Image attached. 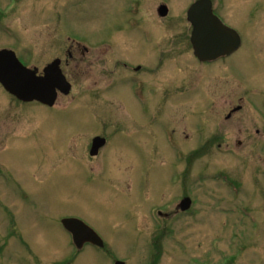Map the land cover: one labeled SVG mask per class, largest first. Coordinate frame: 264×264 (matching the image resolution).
<instances>
[{
  "label": "rangeland",
  "instance_id": "obj_1",
  "mask_svg": "<svg viewBox=\"0 0 264 264\" xmlns=\"http://www.w3.org/2000/svg\"><path fill=\"white\" fill-rule=\"evenodd\" d=\"M193 1H141L157 36L145 54L167 58L158 70L139 62L151 111L132 98L136 76L121 63L144 55L125 48L144 46L127 32L131 0H0V49L30 68L66 62L68 37L89 50L65 65L72 88L52 108L19 103L0 86V264H113L107 251L127 264H264V0H213L243 46L210 65L190 43ZM97 136L110 140L92 157ZM186 195L191 212H177ZM62 218L86 221L107 251L74 252Z\"/></svg>",
  "mask_w": 264,
  "mask_h": 264
},
{
  "label": "water",
  "instance_id": "obj_2",
  "mask_svg": "<svg viewBox=\"0 0 264 264\" xmlns=\"http://www.w3.org/2000/svg\"><path fill=\"white\" fill-rule=\"evenodd\" d=\"M193 44L197 57L202 61L215 60L230 56L241 46L238 33L221 24L210 11L205 19L195 26ZM44 76H38L36 71L26 70L10 51H0V81L5 88L19 100L24 102L39 101L48 106H54L58 99V91L68 95L71 86L62 74L60 61H55L44 71ZM92 155H96L103 145V140L94 141ZM190 207V200L183 201L181 208L185 211ZM64 226L74 234V240L79 249L86 242L103 247L102 239L86 224L78 219H66ZM78 232H84L78 235ZM117 264H124L118 262Z\"/></svg>",
  "mask_w": 264,
  "mask_h": 264
},
{
  "label": "flooded vegetation",
  "instance_id": "obj_3",
  "mask_svg": "<svg viewBox=\"0 0 264 264\" xmlns=\"http://www.w3.org/2000/svg\"><path fill=\"white\" fill-rule=\"evenodd\" d=\"M141 1L142 0H131V2L129 3V7H128V9H126L125 10V12H126V14H127V17H126V19H127V22H126V28H127V32L129 31L130 32V34L131 35H133V37H134V41H135V43L136 44H138V43H141L142 41L144 42V46L143 45H141V46H134V45H131V46H129V47H125V48H127V49H129V48H134V49H137V50H140L144 55L142 56V57H140V59L138 60V61H130L129 60V62L127 61V60H121V63H122V66H123V68L127 71V73L130 75L129 77H130V79L131 78H133L134 76H136V79H134L133 80V89H132V98H134L136 101H138L137 103H139V105L141 104L142 106H144L145 107V105H149L148 103H150V105H151V107H150V110L152 111V110H154L153 109V101H154V97H152V95H150V99L147 101V98H146V90H147V88L148 87H150V85H147V83L146 82H144L142 79H138L137 78V76H139L138 75V73H146V71H145V69L147 70V68H146V66L143 64V63H139L140 62V60L141 59H143V58H145V60H148L147 62L149 63V62H151L150 63V65L152 64H154L153 66H155L154 67V69L156 68V70H158V69H160L163 65H165V62L167 61V58L165 57L166 55L165 54H156V57L155 56H150L149 54L148 55H146L145 54V52L147 51V45H149V46H155L156 44H157V36H156V32L155 31H152L151 29H148V26L144 23V21H143V18H142V15H143V13H144V9H143V6H142V4H141ZM205 2L206 3V5H204V6H201L200 7V10L198 11V13L196 14V15H194V17H193V19H194V22H195V19H197V20H199L200 22L204 19V12H205V10L207 9V8H209V10H211L217 17H218V19H220L224 24H226L223 20H222V18L219 16V13H217V10H216V8H215V5H214V2H213V0H195V1H193V2H191V3H189L188 4V6L186 7V21H187V23H188V25L190 26V28H191V30H190V32H191V37H190V43H191V46H192V34H193V32H194V30H195V26H194V24H193V22L192 21H189V15H188V13H189V11L188 10H190L194 5H196L197 4V2L199 3V2ZM170 8H169V6H167V5H164V4H162V5H160L159 7H158V9H157V13H158V16L160 17V19H165V18H167L168 16H169V14H170ZM227 25V24H226ZM229 26V25H228ZM67 39H69V40H72V42H71V45L69 46V48H68V50H67V60H66V62H63V60L61 59V68H62V71H63V73H64V75L67 77V79H68V81L70 82V80H69V78H68V76H67V74H66V69H65V65H69L70 63H72V61H74L76 58H77V53H79V52H81V54H82V56H84L86 53H89V50H88V48L86 47V46H83V44L80 42V41H76L75 39H70V37H68ZM193 48V47H192ZM2 49H9V50H12V51H14L13 49H10V48H2ZM15 53H16V55H17V57H18V59L20 60V58H19V54L17 53V51L15 50L14 51ZM193 53H194V49H193ZM194 56H195V54H194ZM196 57V56H195ZM160 58H162V60L160 61ZM58 59V58H57ZM21 61V60H20ZM22 62V61H21ZM157 62H159V66H156V64H158ZM23 63V62H22ZM50 64V63H49ZM205 65H210L211 63H204ZM23 65H25L24 63H23ZM48 65V64H47ZM26 67H28V68H30L28 65H25ZM160 67V68H159ZM34 68V67H33ZM44 69V68H43ZM71 83V82H70ZM1 86V85H0ZM2 87V86H1ZM3 88V87H2ZM4 89V88H3ZM17 101V100H16ZM19 103H21V102H19ZM262 103H264V101H262ZM23 104V103H22ZM262 107H263V109H264V105H262ZM242 108L241 107H236L235 109H233L232 110V112L227 116V120H229V119H231V117H232V115L234 114V113H236V112H238V111H240ZM142 113V112H141ZM142 116L144 117V115H143V113H142ZM204 128V127H203ZM205 130V129H204ZM175 133V132H174ZM167 136H168V138H167V140L170 142V141H173V142H176V140H175V138H174V136L172 135V134H167ZM97 138H99V139H101V140H103V145L98 149V151L96 152V155H92V152H93V147H94V141H95V139H97ZM109 140H110V138H108V137H101V136H97V137H95L93 140H92V144H91V149H90V154H91V156L92 157H94V156H98L99 154H100V152L102 151V149H105L106 147H107V145L109 144ZM210 144H211V142H208V146H210ZM181 150V146H179V147H177V149L176 150H174V151H176V153H175V155H176V158H177V160H180L181 159V156H183L184 154H182V151H180ZM200 150V149H199ZM198 150V152H200ZM195 153H197V152H195ZM190 157H193V155H189V158ZM189 163V165H190V167L191 168H194V166H195V164H194V162L193 161H191V163L190 162H188ZM2 168V167H1ZM0 168V178H3L4 179V174H6V175H8L7 173H5L4 172V170L3 169H1ZM225 180V184L226 185H230L232 182H230L229 183V178H225L224 179ZM231 190H232V192L234 193V194H237L238 195V192H239V190H238V187L236 186V184H231ZM24 192V191H23ZM184 194L186 193H188L189 195H190V191L188 190V189H186V191H184L183 192ZM24 194H25V192H24ZM23 194V195H24ZM27 194V193H26ZM185 199H190V207H189V209H188V211L189 212H191V209H192V207H193V201H192V199L189 197V196H185L182 200H181V202L179 203V205H177V212L178 211H181V212H188V211H183L182 210V208H181V206H182V201L183 200H185ZM239 210H240V213L242 214V215H246L247 214V216L248 217H250L251 216V214H249V213H245V208H243V207H240L239 208ZM234 212V214H236L237 213V211H233ZM150 215H151V218L153 219V220H157V217L158 218H161L162 217V212H161V210H159L157 207L156 208H154V207H152L151 209H150ZM9 218H10V216H9ZM8 218V219H9ZM65 219H68V218H65ZM64 218H62V219H60V221H61V227H62V229L66 232V230L64 229V226H63V224H62V221L63 220H65ZM80 220V219H79ZM251 220V219H250ZM258 220V218L257 217H253L252 218V221H251V223H254V222H256ZM81 221H83V220H81ZM84 222V221H83ZM86 222V221H85ZM84 222V223H85ZM13 224L15 225H17V220L15 219V218H13ZM87 224V223H86ZM88 225V224H87ZM89 226V225H88ZM90 227V226H89ZM92 228V227H91ZM93 229V228H92ZM7 230H10L8 227H7ZM94 230V229H93ZM12 231L14 232V233H16V230H15V227L12 229ZM95 232L100 236V234L95 230ZM67 233V235L70 237V238H72V235L70 234V233H68V232H66ZM232 233H236L237 234V232L236 231H233ZM13 234V233H12ZM78 235H83V233L82 232H78ZM101 238H102V236H100ZM103 239V238H102ZM104 240V239H103ZM72 246V245H71ZM87 247H92V248H96V247H94V246H91V245H87L86 244V246L84 247V249L86 248L87 249ZM107 247V245H105V248ZM213 247V246H212ZM72 248H73V251L74 252H76V250H74V246H72ZM105 248H104V251H107V250H105ZM218 248V243H217V241H214V247H213V249H217ZM241 247H239V249H240ZM242 248H243V246H242ZM98 249V248H97ZM103 250V249H102ZM82 252V251H81ZM80 252V253H81ZM77 253V252H76ZM107 253H108V255H109V258L111 259V260H113V264L115 263V261H117V260H119L112 252L110 253L109 251H107ZM78 254V253H77ZM72 259H73V254H72ZM152 261H151V260ZM120 261H122V260H120ZM152 262H155V264L157 263V257L156 258H154V256H149V260H148V263H152ZM234 262H233V260H230V264H233ZM191 264H197V263H191Z\"/></svg>",
  "mask_w": 264,
  "mask_h": 264
},
{
  "label": "bare ground",
  "instance_id": "obj_4",
  "mask_svg": "<svg viewBox=\"0 0 264 264\" xmlns=\"http://www.w3.org/2000/svg\"><path fill=\"white\" fill-rule=\"evenodd\" d=\"M239 50H240V49H239ZM239 50H238V51H239ZM57 60H60V59H57Z\"/></svg>",
  "mask_w": 264,
  "mask_h": 264
}]
</instances>
